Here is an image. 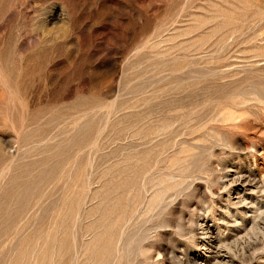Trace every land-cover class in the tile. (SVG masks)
Returning <instances> with one entry per match:
<instances>
[{"label":"rangeland","instance_id":"374dc122","mask_svg":"<svg viewBox=\"0 0 264 264\" xmlns=\"http://www.w3.org/2000/svg\"><path fill=\"white\" fill-rule=\"evenodd\" d=\"M220 262L264 264V0H0V264Z\"/></svg>","mask_w":264,"mask_h":264},{"label":"bare ground","instance_id":"6f19581e","mask_svg":"<svg viewBox=\"0 0 264 264\" xmlns=\"http://www.w3.org/2000/svg\"><path fill=\"white\" fill-rule=\"evenodd\" d=\"M238 178V177H237ZM244 179V178H243ZM242 180V179H241ZM248 182V181H247ZM239 194V193H238ZM244 220V219H243ZM210 232V231H209ZM211 233H212V231H211ZM218 235V234H217ZM212 237V236H211ZM213 238H214V240H213V242H215L216 244L217 243H220V241H221V239L219 238V237H217V236H215V235H213ZM225 240V239H224ZM221 244V243H220ZM226 245V244H225ZM220 261V260H219ZM199 264V263H198ZM220 264H221V262H220ZM223 264H224V262H223Z\"/></svg>","mask_w":264,"mask_h":264}]
</instances>
